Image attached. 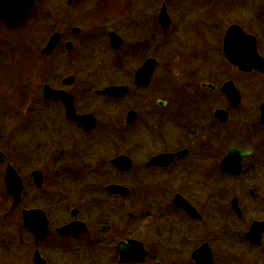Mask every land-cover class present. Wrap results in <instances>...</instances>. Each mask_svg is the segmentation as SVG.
Wrapping results in <instances>:
<instances>
[{"label": "flooded vegetation", "instance_id": "af4514ba", "mask_svg": "<svg viewBox=\"0 0 264 264\" xmlns=\"http://www.w3.org/2000/svg\"><path fill=\"white\" fill-rule=\"evenodd\" d=\"M82 2L53 52L92 73L0 125V264H264V0Z\"/></svg>", "mask_w": 264, "mask_h": 264}, {"label": "rangeland", "instance_id": "374dc122", "mask_svg": "<svg viewBox=\"0 0 264 264\" xmlns=\"http://www.w3.org/2000/svg\"><path fill=\"white\" fill-rule=\"evenodd\" d=\"M173 3L175 0H172ZM67 0H36L33 10L30 15L16 28L0 23V51H10V56L8 59L2 57L9 62L12 68L13 79H23L25 82H29V88L31 86V92H38L36 79H60L66 77L69 74L87 75L91 74L93 69L85 68L83 73H80V68L77 66L67 65L63 60L69 57H73L75 53H67L63 49L55 50L51 55L41 54L42 48L48 42L51 34L58 28V25L65 24L67 22L66 17H70L69 12L72 14L70 21L74 22L76 25L85 27L82 24L83 13L88 10L90 3L83 4L82 0L79 1L74 7H69L66 5ZM65 19V20H64ZM65 32H67V25H63ZM19 31L26 39L32 43L31 45V56L28 62H22L18 65L14 62V58L18 61L23 56L24 44L22 43V48L17 51V48L21 46V35ZM16 34V38L11 41L7 39V35ZM65 50V49H64ZM17 52V53H16ZM100 54V53H99ZM1 56V55H0ZM99 58V57H97ZM25 60V59H24ZM24 64V68L22 67ZM13 65L14 68H13ZM22 68V69H20ZM95 73L99 72V69H94ZM0 73H5V70H1ZM31 79V80H30ZM7 80V79H6ZM0 79V125L5 126V129L17 126L19 123L18 108L16 104H9L6 97L9 96L10 92H15L13 87L5 83L6 81ZM31 83V85H30ZM21 91L20 89H17ZM19 91V93H20ZM21 106V105H20ZM19 106V107H20ZM23 109V108H22ZM21 110V109H20ZM16 142L20 140H25V137H19V131L15 132ZM29 139V136L26 137ZM21 143V142H20ZM128 210L126 213H128ZM28 251L26 255V264L32 263V252H29V245L27 246ZM2 256H4L3 264H19L18 258V247L17 244H10L7 249L1 250Z\"/></svg>", "mask_w": 264, "mask_h": 264}, {"label": "water", "instance_id": "95a60500", "mask_svg": "<svg viewBox=\"0 0 264 264\" xmlns=\"http://www.w3.org/2000/svg\"><path fill=\"white\" fill-rule=\"evenodd\" d=\"M72 0H70L71 2ZM35 0H0V18H2L4 21L10 24H19L21 23L30 13L32 10V6H34ZM230 35V32L228 31L227 36ZM60 40V33L55 32L51 35L48 43L44 48L42 49V52L44 54H50L55 46L58 44ZM114 45H117V38H113V43ZM69 45V44H68ZM251 57H252V63H251V70L253 69H262L264 70L263 67H259L255 62H254V57L258 55L256 48L251 46ZM261 61H264L263 58H261ZM152 67L150 71H152ZM45 95L46 96H51L52 94H62V91L54 90L50 88L49 85H46L44 89ZM119 160L117 159L115 162L117 163ZM6 183L8 187L9 193L13 196V203L17 204L20 202L21 199V184H20V179L19 176L14 170H9L6 173ZM111 190L113 189L114 192L118 193H127L128 189L122 186H110L109 187ZM45 261L41 259L40 257L35 258V264H45Z\"/></svg>", "mask_w": 264, "mask_h": 264}, {"label": "trees", "instance_id": "16d2710c", "mask_svg": "<svg viewBox=\"0 0 264 264\" xmlns=\"http://www.w3.org/2000/svg\"><path fill=\"white\" fill-rule=\"evenodd\" d=\"M21 32V31H20ZM24 33V32H23ZM19 34L21 35V38H20V41H21V46H19L17 48V51L20 50L22 48V43L24 44V47L21 49L23 50V56L21 59V62L20 60L18 61L17 59L14 58V62L18 65H21V63L23 62H28V66L30 65L29 64V60L31 58V56L33 57V55L31 54V45L32 43L29 41V39H26L24 38V34ZM13 39L16 38V36L13 34V35H7V39H9V41H11ZM10 51H0V72L1 70H5V73H0V79L1 81H3V79H7L5 81V83H7L9 86L11 85L14 89L15 92H10L6 97L5 100H7V102L9 104H16V108H19L20 105H22L23 103V91L21 90V93H19V91L17 89H20V86H23V84L25 83V81L23 79H13V77L11 76L12 75V68L11 66L9 65V62L6 61L5 59H3L2 57H6L8 59V57L10 56ZM17 53V52H16ZM25 59V60H24ZM15 65H13V68H14ZM24 68V64L22 66ZM22 69V68H20ZM1 96V95H0ZM17 110V109H16Z\"/></svg>", "mask_w": 264, "mask_h": 264}]
</instances>
